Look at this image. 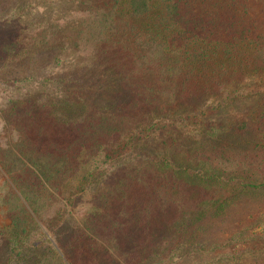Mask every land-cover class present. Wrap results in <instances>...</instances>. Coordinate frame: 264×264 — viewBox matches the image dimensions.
<instances>
[{"label": "trees", "instance_id": "16d2710c", "mask_svg": "<svg viewBox=\"0 0 264 264\" xmlns=\"http://www.w3.org/2000/svg\"><path fill=\"white\" fill-rule=\"evenodd\" d=\"M63 1L61 10L72 14L45 13L34 30L33 20L30 27L5 22L18 26L0 35V76L24 63L39 74L42 51L69 47L89 60L76 75L91 73L92 86L107 92L48 74L41 79L56 88V97L45 96L38 106L18 98L1 111L20 134L7 150L0 147L2 186L17 202L11 224L0 228L13 255L27 258L32 251L29 230L41 229L49 193L66 206L78 197L94 201L78 225L85 247L137 264L172 253L188 221L194 226L264 191V0ZM251 77L261 79L254 109L238 121L207 125L197 140L186 138L208 116L252 96L240 92ZM210 98L215 105L199 110ZM169 112L179 116L166 119ZM56 139L66 142L62 155ZM157 139L171 152L176 148L174 156L118 165L143 144L156 152ZM43 236L50 247L36 264H75L57 238Z\"/></svg>", "mask_w": 264, "mask_h": 264}, {"label": "rangeland", "instance_id": "374dc122", "mask_svg": "<svg viewBox=\"0 0 264 264\" xmlns=\"http://www.w3.org/2000/svg\"><path fill=\"white\" fill-rule=\"evenodd\" d=\"M66 4L63 0H0V35H7L11 30H15L18 24L6 25L5 22L12 19H19L22 23L27 21L28 27L33 20L34 30L40 23L44 22L45 13H53L58 17L69 16L67 10L62 11ZM50 53H42L37 59V69L34 73L31 66L10 65L9 69L0 76V147L7 150L19 138V133L13 126L6 125L1 117V111L6 109L7 105L13 100L23 98L33 102L36 106L38 102H44L45 96L52 99L56 97V88L49 82L44 83L41 77L52 74L49 79L57 81L64 75L73 79H78L81 84L89 82L87 89L93 92L104 94L105 89L94 88L92 86L93 78L91 73L88 75H76L78 68L90 67L89 60L80 56L76 51L69 47L56 50L51 49ZM87 61V62H86ZM36 76L34 80L29 79ZM5 77H9L11 82H7ZM260 77H251L245 80L241 85L240 92L244 95L252 96L240 98L230 106L225 107L219 113L212 114L204 120L203 128L192 127L188 131L191 141L202 137L207 125L212 123L229 124L245 117L257 104L259 99L256 94L260 89ZM58 84V83H57ZM215 99L210 98L198 103L199 110L215 105ZM178 113L169 112L166 119H177ZM163 118V117H162ZM43 141L39 139L38 145ZM157 151L154 152L153 146L147 144L135 149L133 152H127L123 160L118 165L127 162L132 163L134 159L142 156H174V150L167 149L158 144ZM187 146L189 141L184 142ZM42 145V144H41ZM146 145V146H145ZM154 145V144H153ZM28 146L34 147L29 140ZM55 146L58 154L62 155L66 142L56 139ZM155 146V145H154ZM53 149V148H48ZM159 151V152H158ZM106 167L107 170H110ZM104 172V171H103ZM5 178L0 175V228L10 225L17 207V202L10 190L3 188L2 184ZM98 183L92 185L95 189ZM100 185V184H99ZM98 185V186H99ZM74 188L70 185L68 192ZM49 193L43 198L41 203L42 215L40 218L41 229L38 227L30 228V238L27 241L28 249L32 248L27 258L15 256L12 254L11 247L8 244L7 231L0 230V264H36L40 255H43L46 248L50 245L45 240L43 234L47 233L50 238H57L59 246L65 250L66 256L75 264H122L114 258L110 252L90 251L82 241L81 232L78 228L80 219L91 207L94 201L78 197L74 205L66 206L62 198L60 201L52 200L56 196ZM85 196V195H84ZM51 197V198H50ZM67 207V208H65ZM190 221L188 225L180 231L178 238L175 239L171 248L172 253L161 252L162 257L148 255L147 262L137 264H264V191L254 195L242 196L232 204L218 211L211 212L205 219H201L194 226ZM4 229V228H3Z\"/></svg>", "mask_w": 264, "mask_h": 264}]
</instances>
